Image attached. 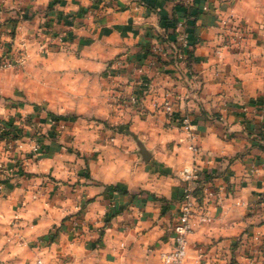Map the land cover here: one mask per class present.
Here are the masks:
<instances>
[{
    "label": "crops",
    "instance_id": "crops-1",
    "mask_svg": "<svg viewBox=\"0 0 264 264\" xmlns=\"http://www.w3.org/2000/svg\"><path fill=\"white\" fill-rule=\"evenodd\" d=\"M178 22L188 47L176 67ZM10 43L25 58L0 67L5 93L38 101L29 88L44 85L50 107L83 117L0 143V264H162L192 157L160 106L169 92L215 192L186 264H264V0H0V54Z\"/></svg>",
    "mask_w": 264,
    "mask_h": 264
},
{
    "label": "built area",
    "instance_id": "built-area-1",
    "mask_svg": "<svg viewBox=\"0 0 264 264\" xmlns=\"http://www.w3.org/2000/svg\"><path fill=\"white\" fill-rule=\"evenodd\" d=\"M207 10V7H204ZM232 20L224 21L227 25L232 24ZM176 45H174V59L176 67L187 61L186 48L188 47V31L182 22L176 24ZM24 52H13L10 48L0 54V67L3 69L13 68L23 63ZM176 95L172 92L164 96L161 103L163 112L174 120L180 128L182 137L180 143L185 144L192 153L190 162L181 171V179L184 183L183 193L180 201L179 213L173 226V243L168 251L160 254L162 264H186L188 258L189 240L195 231L204 224L212 222V215L209 209L210 202L215 198V192L208 183L205 175L198 165L200 148L198 144L197 127L189 115L177 117L175 112L174 99ZM39 150L36 144L33 148ZM3 184H0V191ZM40 263V262H39Z\"/></svg>",
    "mask_w": 264,
    "mask_h": 264
},
{
    "label": "rangeland",
    "instance_id": "rangeland-1",
    "mask_svg": "<svg viewBox=\"0 0 264 264\" xmlns=\"http://www.w3.org/2000/svg\"><path fill=\"white\" fill-rule=\"evenodd\" d=\"M229 19H224L222 22L227 21ZM238 26H240L238 24ZM6 51L8 49L6 48ZM2 68V67H1ZM3 69V68H2ZM13 80L11 77L7 75H0V86L3 87V92L0 96V107L3 108L0 111V143L4 141H12V140H19L23 139L25 137H29L30 135H37L36 133H41L42 136L45 134L41 131L43 128L40 126V129L33 128L32 130L26 129L27 125H32L35 123H46L49 121H56L59 123L61 120L66 119L67 117H83L82 114H77L76 111H68L64 109H55L53 107H50L49 105V99L46 98L49 97V95H44L43 93V81L41 82V87H33L31 86L29 88V91H31V95L34 97L33 99H37L38 97H42L41 100L38 101H31L27 94H19L18 98H13L11 95L6 94L5 91L9 90V86H12ZM19 86L22 85V83H18ZM10 86V87H11ZM13 87V86H12ZM6 89V90H4ZM52 98H54L55 102H60L62 100V96L59 91V87H57L56 93L51 95ZM10 100V103L8 102ZM6 109V110H5ZM15 109V110H14ZM117 116L124 118L125 114L120 113L117 111ZM102 122L104 130L109 129L111 131H114L115 134H118V136H126L131 135L132 132L124 127L121 124L113 123L108 121H99ZM31 131V132H30ZM56 131V130H55ZM29 132V133H28ZM59 131H56V135H58ZM102 146V145H97ZM116 147L123 148L124 152L128 154L129 145L121 143L116 144ZM101 150L106 152L108 150H105L104 147H101ZM136 152H140L139 148L136 150ZM144 161V159H143Z\"/></svg>",
    "mask_w": 264,
    "mask_h": 264
},
{
    "label": "trees",
    "instance_id": "trees-1",
    "mask_svg": "<svg viewBox=\"0 0 264 264\" xmlns=\"http://www.w3.org/2000/svg\"><path fill=\"white\" fill-rule=\"evenodd\" d=\"M196 1V0H195ZM191 12V14H193L192 12V10L190 11ZM196 12H198L199 13V10H197ZM176 24V23H175ZM174 26H176V25H174ZM11 37H12V39H14V37H15V30L13 29V30H11ZM11 45H12V43H10L9 44V48H11ZM116 189L118 190V191H121V192H124V193H127V190H125V189H120V187H116Z\"/></svg>",
    "mask_w": 264,
    "mask_h": 264
},
{
    "label": "water",
    "instance_id": "water-1",
    "mask_svg": "<svg viewBox=\"0 0 264 264\" xmlns=\"http://www.w3.org/2000/svg\"><path fill=\"white\" fill-rule=\"evenodd\" d=\"M140 154L142 155L143 159L145 161L149 160L148 152L145 150V148L142 145H139Z\"/></svg>",
    "mask_w": 264,
    "mask_h": 264
}]
</instances>
